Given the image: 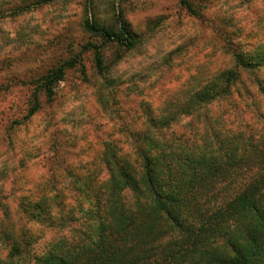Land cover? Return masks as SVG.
I'll list each match as a JSON object with an SVG mask.
<instances>
[{
	"label": "clouds",
	"instance_id": "9594fccd",
	"mask_svg": "<svg viewBox=\"0 0 264 264\" xmlns=\"http://www.w3.org/2000/svg\"><path fill=\"white\" fill-rule=\"evenodd\" d=\"M0 264H264V0H0Z\"/></svg>",
	"mask_w": 264,
	"mask_h": 264
}]
</instances>
